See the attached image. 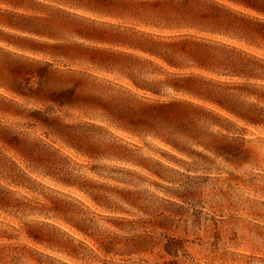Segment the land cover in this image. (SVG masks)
<instances>
[{"label": "rangeland", "instance_id": "374dc122", "mask_svg": "<svg viewBox=\"0 0 264 264\" xmlns=\"http://www.w3.org/2000/svg\"><path fill=\"white\" fill-rule=\"evenodd\" d=\"M46 13L63 34L0 54V264H264V38L232 104L134 134L91 103L127 81L53 46L106 44Z\"/></svg>", "mask_w": 264, "mask_h": 264}, {"label": "trees", "instance_id": "16d2710c", "mask_svg": "<svg viewBox=\"0 0 264 264\" xmlns=\"http://www.w3.org/2000/svg\"><path fill=\"white\" fill-rule=\"evenodd\" d=\"M48 8L67 31L106 44L53 46L72 57L90 51L127 81L98 88L91 103L134 134L193 124L211 114L204 103H233L226 78L262 75L240 43L264 38V0H0V54L63 34L48 23Z\"/></svg>", "mask_w": 264, "mask_h": 264}, {"label": "snow or ice", "instance_id": "6c2138e0", "mask_svg": "<svg viewBox=\"0 0 264 264\" xmlns=\"http://www.w3.org/2000/svg\"><path fill=\"white\" fill-rule=\"evenodd\" d=\"M127 59H131V57H127ZM261 94L264 95V89L261 90ZM252 107H254V105ZM49 110L51 111V107H49ZM97 131H99V129H97Z\"/></svg>", "mask_w": 264, "mask_h": 264}]
</instances>
